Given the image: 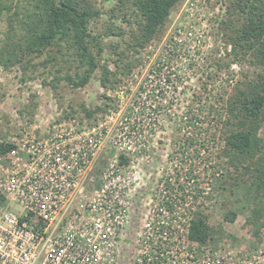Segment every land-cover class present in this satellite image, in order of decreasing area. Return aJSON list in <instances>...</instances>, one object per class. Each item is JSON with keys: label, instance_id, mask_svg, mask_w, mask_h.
<instances>
[{"label": "built area", "instance_id": "2783aa9c", "mask_svg": "<svg viewBox=\"0 0 264 264\" xmlns=\"http://www.w3.org/2000/svg\"><path fill=\"white\" fill-rule=\"evenodd\" d=\"M194 1L138 49L104 110L10 138L0 152V264H264L261 244L235 250L190 237L211 189L179 165L194 156L188 129L200 122L198 92L186 86L203 45Z\"/></svg>", "mask_w": 264, "mask_h": 264}, {"label": "rangeland", "instance_id": "374dc122", "mask_svg": "<svg viewBox=\"0 0 264 264\" xmlns=\"http://www.w3.org/2000/svg\"><path fill=\"white\" fill-rule=\"evenodd\" d=\"M90 1L99 11L88 24L89 46L98 65L85 83L76 84L85 68L65 42L48 47L40 56H26L8 67L0 65V143L8 142L13 135L20 136L24 131L39 134L53 118H64L69 113L82 116L84 109L107 106L109 100L104 95L115 80L104 86L101 80L103 69L113 72L108 76L116 79L124 73L126 63L134 65L141 47L134 49L140 34V17L133 0ZM185 2L179 0L175 3L167 20L156 32L158 37L184 8ZM203 2L206 3L204 8ZM226 3L229 1H194V32L203 45L194 56L198 63L196 74L186 78V86L187 91L194 88L198 92L194 103L198 106L197 120L200 122L188 129L193 132L188 137L192 140L189 147L193 148L194 156L179 165L198 169L200 175L192 176L198 178L195 182L203 189L211 186L204 195L207 204L196 209V215L204 216L211 226L208 243L250 251L259 244L264 247V190L257 191L252 183L253 174L243 169L245 162L239 163L238 167L230 163L224 140L228 127L224 122L234 86L258 68L245 60H234L229 38L219 27V22L228 16ZM179 20L187 22L186 15ZM7 27L5 16L1 15L0 39ZM259 134L264 138V124ZM198 150L201 155L195 156ZM167 166L174 167V162H168ZM13 209L17 211L18 207ZM255 209L260 210L258 219L253 218ZM231 214H234L233 219ZM252 219L259 220L258 229Z\"/></svg>", "mask_w": 264, "mask_h": 264}, {"label": "trees", "instance_id": "16d2710c", "mask_svg": "<svg viewBox=\"0 0 264 264\" xmlns=\"http://www.w3.org/2000/svg\"><path fill=\"white\" fill-rule=\"evenodd\" d=\"M178 1L133 0L140 17V34L134 49L144 46L156 35ZM228 1V16L219 22V27L229 38L234 60H245L258 70L246 74L234 86L225 112L224 124L228 129L224 140L230 163L238 167L239 163L245 162L243 169L251 171L252 183L259 191L264 190V138L259 134L264 124V0ZM98 12L90 0H0V16L4 15L8 22L7 31L0 39V65L8 67L26 56H40L48 47L65 42L85 68L76 84L85 83L98 65L90 50L91 34L88 31L90 20ZM130 67L131 64L126 63L123 71ZM109 73L113 74L107 68L103 69L101 80L104 86L115 80L108 76ZM84 110L87 116H92L104 108L96 106ZM11 147V143H0V152ZM259 215L260 210L255 209L253 218L258 219ZM230 217L233 219L234 214ZM252 221L258 229L259 220ZM211 235V226L197 213L190 226V237L207 243Z\"/></svg>", "mask_w": 264, "mask_h": 264}]
</instances>
